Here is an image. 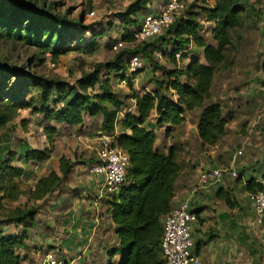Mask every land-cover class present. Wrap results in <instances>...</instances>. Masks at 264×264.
Listing matches in <instances>:
<instances>
[{
	"label": "trees",
	"instance_id": "1",
	"mask_svg": "<svg viewBox=\"0 0 264 264\" xmlns=\"http://www.w3.org/2000/svg\"><path fill=\"white\" fill-rule=\"evenodd\" d=\"M85 1L89 7L93 6V0ZM53 5L37 6L30 0H0V38L34 48L37 55L30 61L38 55H48L53 62L71 52H94L105 30L113 27L111 23L107 24L109 28L99 23L105 29L100 27V32L92 31V35L86 38L91 28L82 25L83 18H70L68 10L63 14L56 13ZM258 5V0H214L212 7L202 6L198 11L174 16L173 23L163 35L131 50L118 52L111 61L97 64L90 72L82 73L73 85L60 78L33 74L25 67L0 60V129L18 119L22 111L39 116L44 125L43 134L48 147L27 149L23 153L26 161L40 163L50 157L59 131L57 126L79 127L86 117L99 116V132L113 135L120 121V132L116 133L115 141L128 154L129 166L125 185L108 202L117 237V244L106 251L108 264H164L160 247L161 221L174 206L175 182L180 175V166L173 148L164 153L155 147L156 134L149 127V120L154 113L156 126L171 129L184 122L186 112L199 110L196 130L201 148L216 145L226 135L231 114L224 115L219 102H206L211 98L214 73L231 64L225 65V52L231 44L232 31L241 27L245 20L259 22L262 14ZM149 8L150 0H134L118 16L123 27V42L133 43L136 30L129 31L127 25L134 23L138 29V16L145 15ZM201 17L213 25L211 34L215 45L205 42L201 33ZM169 42L171 50H161L163 55L175 64V54L181 53V59L188 58L187 65L182 69L163 71L162 78L155 80L156 89L152 91L132 90L134 74L126 76L128 59L142 54L151 61L153 53L164 49ZM191 46L201 50L204 63L197 56L188 57L186 51ZM260 71L264 74V59ZM101 72H105L104 75ZM112 77L125 82L132 90L134 112H126L120 120L125 103L114 91ZM164 93L173 96L174 101ZM16 159L17 154L11 153L0 161V210L4 212L0 213V264L27 261L20 251L26 248L28 230L36 225L39 208L34 206L35 202L59 191L67 182L72 166V162L62 157L59 173L52 170L37 179L32 188L23 190L19 181L25 169L12 164ZM237 180L241 181V178L238 176ZM243 187L246 193L255 194L261 189V184L255 177H249ZM22 197L26 203L20 204ZM3 201L15 206L7 211ZM225 202L230 204L228 198ZM30 203L32 205L29 206ZM7 226L19 228V231L6 233L4 227ZM48 252L65 260L53 251H46L40 258L41 262ZM115 256H119L117 263L112 261Z\"/></svg>",
	"mask_w": 264,
	"mask_h": 264
},
{
	"label": "rangeland",
	"instance_id": "2",
	"mask_svg": "<svg viewBox=\"0 0 264 264\" xmlns=\"http://www.w3.org/2000/svg\"><path fill=\"white\" fill-rule=\"evenodd\" d=\"M30 1L36 3L37 6H42L43 4L48 7V5L54 4V12L63 14L68 10L69 17L73 19L80 16L83 18L82 25L91 28L88 30L86 38L92 35V31L100 32V27L104 28V26H99V23L106 24V28H109L107 24L111 23L113 27L111 30H105V34L98 40V47L94 52L90 54L71 52L59 57L58 60L53 62L48 55L43 57L38 55L36 59L30 61V58L37 55L34 48L19 42H12L0 38V60L8 64L25 67L27 71L46 78H60L66 83L73 85L82 73L90 72L95 65L111 61L118 52L125 49L131 50L139 45L123 42V27L118 17L124 13L125 7L134 0H93L92 7H89L85 0ZM202 4V0H184V10L176 13L175 17L184 15L186 11H198L202 7ZM162 6L163 0H150V8L147 13ZM258 10L261 14L264 13V8L259 5ZM91 11L94 13L93 16H89ZM142 16H138V22L141 21ZM261 20L259 22L255 21L254 23L251 20H245L241 27L232 31L231 44L225 52V65L228 62L231 64L225 68L221 67L214 73L211 98L206 103L219 102L223 107V114L227 115L230 113L232 116V120L229 121L227 126L226 135L221 137L216 145L201 148L195 144L194 136L191 134V128L187 131L179 126L178 128L174 127L171 129H167L166 126H156V115L154 113L149 120L148 125L150 128L155 129V142L160 150L166 153L169 148H173L175 152L176 161L180 166V175L176 184L177 190L181 187L179 197L180 194L183 197L186 196L187 189H189L193 182L192 177L202 170L197 169V165L194 167L191 166V163L198 158V154H204V159L207 163H216L215 165L219 168L230 169V163L236 155V152L242 150V155L237 156L233 166L237 177L240 169L242 171L244 169L249 171L260 165L253 163L250 167L245 166L248 159H253L257 156L253 153L254 147H258L264 142V91H261L258 86L260 83L264 86V80L258 77L260 64L262 58H264V21ZM200 26L205 42L210 45H215L211 34L213 25L205 22L201 17ZM127 28L129 31L137 30L134 23L127 25ZM163 34L164 32L161 33V35ZM171 47L172 45L169 42L164 49L156 50L152 55V62L147 61L142 54H139L143 62V68L134 74L132 90L135 92H141L143 90L152 91L156 89L155 80L162 78L163 71L182 69L187 65L188 58L180 59L175 64L169 62L161 50L170 51ZM186 52L188 57L197 56L203 62L202 52L195 46L189 47ZM104 73L101 72L102 75ZM111 83L114 91L125 103L119 116L120 120L126 112H134L133 101L131 99L132 90L129 89L125 82L117 78L112 77ZM164 94L171 101H174L175 98L169 93ZM250 117L256 121L252 125V128L250 125L253 119L251 120ZM100 121L101 118L99 116L95 118L86 117L84 124L79 127L57 126L59 131L55 136L54 150L50 157L43 162L32 163L25 160L23 153L27 149H44L48 147V143L43 134L44 125L40 117L32 115L28 111H22L18 119L3 129H0V161L11 153L17 154V159L12 164H20L24 167L25 174L20 179L19 185L21 189L26 190L32 188L37 179L48 175L52 170L59 173L60 159L64 157L72 162L71 171L68 175L67 182L54 195L59 194L62 188L67 185V191L73 196V192H77V190L73 191L75 183L79 179H85V176L87 177V171L89 173L91 164L94 161ZM119 122L116 125L118 133L120 132ZM189 125H193V117L191 119L189 118ZM187 139H189L190 147H188V144H185ZM247 140L252 141V143H242ZM253 141L258 142L253 145ZM188 158L190 159L188 160ZM192 158L194 159L192 160ZM75 168L82 170H78L76 173ZM260 172L263 173L262 176L264 177V172ZM234 181H237V178ZM183 189L184 191H182ZM55 200V197L51 198V201L54 202L48 200V205L55 204ZM25 201V198L22 197L18 203L23 204ZM2 205L7 207L4 208L7 211L15 206L14 203L6 201H3ZM45 206L47 205L44 203L40 204L42 210ZM0 213L4 214L1 210ZM261 223L264 225L263 222ZM10 230L11 228L7 231ZM62 255L69 262L71 255Z\"/></svg>",
	"mask_w": 264,
	"mask_h": 264
},
{
	"label": "crops",
	"instance_id": "3",
	"mask_svg": "<svg viewBox=\"0 0 264 264\" xmlns=\"http://www.w3.org/2000/svg\"><path fill=\"white\" fill-rule=\"evenodd\" d=\"M202 2V6L212 7L214 4V0H202ZM261 19L264 21V13ZM200 62L204 63L205 60ZM258 73V77L264 80V74L261 71ZM258 86L264 91L261 83ZM199 114V110L186 112L184 122L179 126L187 131L191 128L194 143L198 146L200 140L196 126ZM191 117H193V125H189ZM252 119L251 128L256 122L254 118ZM153 130L155 132L154 128ZM257 142L253 141V145ZM242 143L251 144L252 141L247 140ZM185 144L190 147L189 139ZM261 144L254 147L253 153L257 156L248 159L245 163L246 167H250L253 163L260 165L249 171L240 169L238 176L241 181H234L233 178L226 176L219 186L200 192L193 199L192 207L197 217L192 234L193 250L200 259V264H264V225L260 224L252 213L248 193L243 187L249 177H255L259 181L264 179L263 173L260 172H264V142ZM155 147H159L156 142ZM204 156L198 154V158L191 163V166L197 165V169L217 167L216 163H207ZM234 164L235 162L231 161V169H234ZM79 168H75L76 173L82 170ZM195 176L192 177L193 180ZM101 182L100 177L93 176L87 171V177L75 183L73 191L77 190V192H73V196L65 185L59 194H53L35 203L34 206H38L39 213L35 218V227L28 230L26 248L20 251L21 255L27 257V261L22 264L30 262L39 264L41 255L46 251H53L62 257V254L71 255L69 262L66 260L68 264H108L106 251L117 244V237L108 212L109 198L102 197L99 193ZM176 184L177 180L175 188ZM180 189H175L174 205L184 199L181 194L179 197ZM54 197L56 203L49 206L48 200L54 202L51 201ZM227 198L229 205L225 202ZM43 203L48 207L45 206L42 210L40 204ZM9 228L11 230L7 231ZM4 231L16 233L19 228L7 226L4 227ZM118 260L119 256L112 259L115 263Z\"/></svg>",
	"mask_w": 264,
	"mask_h": 264
},
{
	"label": "built area",
	"instance_id": "4",
	"mask_svg": "<svg viewBox=\"0 0 264 264\" xmlns=\"http://www.w3.org/2000/svg\"><path fill=\"white\" fill-rule=\"evenodd\" d=\"M259 6L264 8V0H258ZM185 8L184 0H163V6L156 8L142 16L140 27L134 32L133 43L143 44L153 41L173 23L176 13ZM94 13L90 12L89 16ZM181 53L175 54L179 62ZM129 77L143 68L139 55H132L126 62ZM116 135L99 132L95 158L89 173L102 180L100 195L106 198L117 196L125 185L129 166L128 154L117 146ZM242 150L236 152L232 163ZM237 178L233 169L219 167L202 169L195 176L186 196L162 218V235L160 247L164 264H200V259L193 250V227L197 217L192 207L193 199L207 189L219 186L224 178ZM261 189L255 194H248L250 209L259 222H264V179L260 180ZM41 264H68L52 252L44 255Z\"/></svg>",
	"mask_w": 264,
	"mask_h": 264
},
{
	"label": "clouds",
	"instance_id": "5",
	"mask_svg": "<svg viewBox=\"0 0 264 264\" xmlns=\"http://www.w3.org/2000/svg\"><path fill=\"white\" fill-rule=\"evenodd\" d=\"M116 135V134H115Z\"/></svg>",
	"mask_w": 264,
	"mask_h": 264
}]
</instances>
